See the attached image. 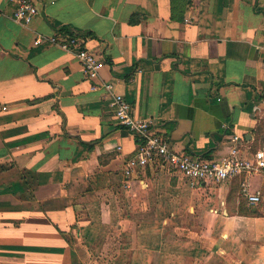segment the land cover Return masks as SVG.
<instances>
[{"label": "crops", "instance_id": "crops-1", "mask_svg": "<svg viewBox=\"0 0 264 264\" xmlns=\"http://www.w3.org/2000/svg\"><path fill=\"white\" fill-rule=\"evenodd\" d=\"M0 0V264H264V171L192 186L128 165L135 137L103 83L177 153L264 149V0ZM72 30L104 63L36 45ZM261 193L248 205L244 189ZM261 205V206H260Z\"/></svg>", "mask_w": 264, "mask_h": 264}, {"label": "built area", "instance_id": "built-area-1", "mask_svg": "<svg viewBox=\"0 0 264 264\" xmlns=\"http://www.w3.org/2000/svg\"><path fill=\"white\" fill-rule=\"evenodd\" d=\"M16 6L13 20L23 26H28L40 14L37 0H9ZM90 37L72 30H60L50 37L38 35L36 45H55L72 53L82 66L88 80L97 81L104 59L88 48ZM102 87L111 97L114 117L119 126L127 129L135 137L137 151L128 165V174L136 169L158 167L169 175H178L192 186L202 183H227L240 175L249 167L264 171V149L254 154L251 163L245 157V139L233 135L230 139L229 153L220 158H204L177 153L171 146L168 135L161 131L155 118H139L133 113L131 104L114 91V85L103 83ZM248 205L255 206L262 201L261 193L243 191Z\"/></svg>", "mask_w": 264, "mask_h": 264}, {"label": "trees", "instance_id": "trees-1", "mask_svg": "<svg viewBox=\"0 0 264 264\" xmlns=\"http://www.w3.org/2000/svg\"><path fill=\"white\" fill-rule=\"evenodd\" d=\"M175 5H176L175 0H172V6H173L172 13H173V18H174V14L176 13Z\"/></svg>", "mask_w": 264, "mask_h": 264}, {"label": "rangeland", "instance_id": "rangeland-1", "mask_svg": "<svg viewBox=\"0 0 264 264\" xmlns=\"http://www.w3.org/2000/svg\"><path fill=\"white\" fill-rule=\"evenodd\" d=\"M244 198V197H243ZM261 206V205H260Z\"/></svg>", "mask_w": 264, "mask_h": 264}]
</instances>
